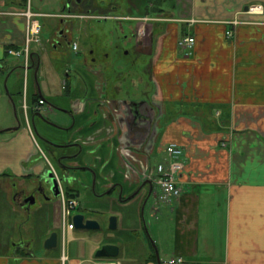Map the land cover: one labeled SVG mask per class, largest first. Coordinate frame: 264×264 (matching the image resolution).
I'll return each instance as SVG.
<instances>
[{
  "label": "crops",
  "instance_id": "obj_1",
  "mask_svg": "<svg viewBox=\"0 0 264 264\" xmlns=\"http://www.w3.org/2000/svg\"><path fill=\"white\" fill-rule=\"evenodd\" d=\"M38 1L0 0V73L12 80L0 114V264L87 263L86 248L68 257L65 243L90 242L87 233L102 226L116 238L88 250L110 243L119 253L97 264H264V0H89L85 10L81 0ZM254 3L263 12H245ZM26 9L40 25L47 17L49 35L75 29L76 38L46 55L41 25L26 45ZM234 18L241 22L232 26ZM95 20L111 24L100 29ZM186 35L191 48L179 45ZM12 46H27V60H8ZM51 63L63 70L60 95ZM40 98L46 104L37 111ZM56 106L62 117L48 121L57 132L41 120ZM168 143L182 149L181 194L165 203L151 197L142 214L149 183L159 190L155 166L166 161ZM61 163L74 178L60 190L79 200L80 187L90 191L95 220L107 225L68 229L74 214L64 217L62 196L54 199L47 185L45 196L26 199L46 167L58 173ZM123 205L126 229L116 212ZM52 232L57 245L46 248Z\"/></svg>",
  "mask_w": 264,
  "mask_h": 264
},
{
  "label": "rangeland",
  "instance_id": "obj_2",
  "mask_svg": "<svg viewBox=\"0 0 264 264\" xmlns=\"http://www.w3.org/2000/svg\"><path fill=\"white\" fill-rule=\"evenodd\" d=\"M53 1V0H52ZM71 1H73V0H71ZM155 1V0H154ZM160 0H156L155 2H156V4L155 5H158V2H159ZM37 3H39V1L38 0H33V4L34 5H37ZM87 5H89V0H81V2H80V6L82 7V9H86L87 8ZM76 6V5H75ZM74 6V7H75ZM80 7V8H81ZM51 9H54V11L55 10H59V5H58V3L57 4H53L52 5V7H48V10H51ZM99 11V10H98ZM100 17H102V16H100ZM47 17H45V18H41V25L43 26V31H42V33H41V42H40V46L41 45H45V46H42V47H44V48H46V51H45V54L47 55L48 54V51H50L49 52V54H52V46H53V42L55 41V39H53L52 38V36L51 35H49V30H50V28H52V27H50L51 26V24L49 23V20L48 19H46ZM103 18V17H102ZM54 23V27L55 28H58V27H60V23L58 22V21H53ZM98 25L99 27H100V29H102L103 27H105V26H109L110 24H111V21H109V20H100V21H98V20H95L94 21V24H91V25ZM69 27H68V30L66 31V33H68L71 29H70V26L72 25L71 23H70V25H69V23L67 24ZM76 35H77V31L75 30V29H73V31H71V32H69L68 33V39L71 41V40H73V39H75L76 38ZM50 40V42H49V40ZM52 40H53V42H52ZM58 48V47H57ZM61 50V49H60ZM65 51H66V57L68 58V57H70L71 56V58H74L75 56V54L73 55V54H71L70 55V53H69V49H65ZM72 51V50H71ZM70 51V52H71ZM9 56H11V55H9ZM14 58H16V57H14V56H12V57H8V60H12V59H14ZM49 62H52V59L50 58L49 60H48ZM21 66H22V64H20L19 65V67L17 68V71L20 73V77H21ZM54 65L51 63V64H49V67H48V70H53V78L52 79H54V81L51 83V85L53 84L54 85V92H56V94H58V95H60L61 93H63V90L61 89V80L63 79V70L61 69V67H59L57 64H56V68H54L53 67ZM6 76H7V74H6ZM6 76H4V75H2L1 73H0V95L3 97L2 98V101L4 100L5 101V99L7 98V97H9L8 95H7V91H8V89H9V87H10V85H11V81H10V83H9V85H8V83H6ZM12 79V78H11ZM22 83H23V77H21V85H22ZM56 85H57V89H56ZM50 87V86H49ZM48 87V88H49ZM50 89L52 90V88L50 87ZM46 90H49V89H46ZM58 90V91H57ZM1 102L0 101V114H2V112H3V110H4V105H5V102ZM56 108V109H55ZM54 108V111H52V112H50V113H47L46 115H44V117H42L41 118V120L44 122V123H46L49 119L50 120H57L58 119V116L59 117H62V114H61V112H60V110L58 109V107L56 106ZM15 119H17V118H15ZM18 120V119H17ZM21 121H22V119H21ZM51 125H53V126H51L50 127V129L51 130H53V131H55V132H57V130H54L55 129V127L54 126H56V124L53 122V121H48ZM3 133H0V138H3ZM35 136H36V139H37V142H38V145L39 146H44V144H43V142H42V140H41V138H40V135H39V133L37 134V133H35ZM45 152L48 154V156H49V158L51 159V162L54 164V165H56V158H54L53 157V155L50 153V152H48L46 149H45ZM89 197L91 198V193H90V191H88L87 189H83L82 187H80V200H81V203H82V207H81V209H79V211H81L84 215H86V217H88V218H98L99 219V216H97V214L96 213H93V211L91 210V205H92V199L91 200H88L89 199ZM109 200V199H108ZM39 201V199H37V202ZM118 203H120V202H118ZM104 205V204H103ZM102 204H101V207L103 206ZM106 205H107V203H106ZM112 208H115V206L114 207H112ZM128 209H129V206H127V205H123V206H121V207H119V208H117L116 209V212H117V214H118V216H119V218H121L122 217V219H121V226H123L122 228H125V227H127L126 225H123L124 224V219H123V217H124V215H126L125 214V212L124 211H126V212H128ZM145 213H146V211H145ZM73 214H76V212H73ZM128 214V213H127ZM65 217V216H64ZM145 219L147 220V217H146V214H145ZM148 222V220L146 221V223ZM27 223L28 224H30V220L29 221H27ZM149 223V222H148ZM142 226V225H141ZM141 226L139 225L138 226V229H139V231L140 230H142V228H141ZM131 227V225L128 227V228H130ZM149 227V228H148ZM126 229V228H125ZM123 231V230H122ZM152 231H151V226L150 225H146V233H147V235H150V233H151ZM115 233L116 232H112L111 234H110V231H109V233H107L108 235L107 236H105L104 237V234L103 233H101V232H99V231H97V232H91V233H87V237L89 238V240H90V242H92V245H93V243L95 242V243H98L97 241H99V240H101V238L104 240H111V239H114V238H116L115 237ZM79 235H81V232H79L78 230H76L75 232H74V236H79ZM151 236H152V233H151ZM68 238V237H67ZM84 241V240H83ZM83 241H81V242H79V241H66V243H65V251H66V254H67V256L68 257H71V256H74V255H77V254H82V249L83 248H86L85 249V253H84V255H82L84 258H86L87 256H89V255H93V253L95 252V250H94V252H93V250H92V248H91V252L88 250V246H89V243L90 242H86L85 244H83L82 245V242ZM101 242V241H100ZM91 255V260L93 259V256ZM66 264H68V261L66 262Z\"/></svg>",
  "mask_w": 264,
  "mask_h": 264
},
{
  "label": "built area",
  "instance_id": "obj_3",
  "mask_svg": "<svg viewBox=\"0 0 264 264\" xmlns=\"http://www.w3.org/2000/svg\"><path fill=\"white\" fill-rule=\"evenodd\" d=\"M247 13H261L263 12V5L260 3H254L247 7ZM28 21L27 32L25 36L26 45L31 41L38 40L37 35L40 32L41 26L37 19L34 18L35 13L30 9H26L23 12ZM232 26H235L237 23L241 22L240 19L234 18L228 21ZM233 33V29H229L227 34L230 35ZM195 39L191 35H186L179 40V45L183 48H191L194 45ZM72 47L76 49V43H73ZM7 53L13 56L25 55L26 60L28 57V48H15L9 47ZM45 104V100L40 98L35 106L36 109H39L40 106ZM166 161L159 163L156 166L158 176L156 177V182L159 185L158 200L160 202H169L172 199L178 197L181 194V188L176 182V175L179 170L182 168V164L179 160L182 149L176 143H169L166 148ZM62 203H63V214L65 217L71 214L72 210L77 207L78 200L75 197H66L62 194ZM68 229H73V223L69 222L67 224ZM181 257L171 259L170 262L182 261Z\"/></svg>",
  "mask_w": 264,
  "mask_h": 264
},
{
  "label": "water",
  "instance_id": "obj_4",
  "mask_svg": "<svg viewBox=\"0 0 264 264\" xmlns=\"http://www.w3.org/2000/svg\"><path fill=\"white\" fill-rule=\"evenodd\" d=\"M71 166H68L67 169L70 170ZM74 177L69 176L68 174H66V172H64L61 175L60 181L61 182H69V180H72ZM43 181V185H47L49 187V190L52 193L53 197H57L58 193H59V186H58V180L57 178L53 175V173L48 170L43 174V178L41 180V182ZM150 187L149 190L147 191L143 203H142V208L141 211L143 213L144 207L147 203L150 202V198H154L156 191L153 190V185L150 182ZM73 223L76 229L79 230H98L100 228V224L97 220L93 219V218H85V215L82 213H76L73 216ZM144 225H145V220H144ZM108 227L110 229H115L117 227V217L115 215H111L109 217V225ZM146 227V226H145ZM151 240V239H150ZM57 241H58V235L57 232H52L45 240L44 242V246L46 248H51L57 245ZM151 243L153 245V247H155V244L153 243V241L151 240ZM156 248V247H155ZM156 252V256L157 259L159 261V257H158V251L157 249H155ZM119 253V247L115 244H110V243H106L103 244L100 248H98L95 252V257L96 258H112V257H116ZM83 264H91L89 262L87 263H83Z\"/></svg>",
  "mask_w": 264,
  "mask_h": 264
},
{
  "label": "flooded vegetation",
  "instance_id": "obj_5",
  "mask_svg": "<svg viewBox=\"0 0 264 264\" xmlns=\"http://www.w3.org/2000/svg\"><path fill=\"white\" fill-rule=\"evenodd\" d=\"M68 30V29H67ZM66 30V31H67ZM134 34V33H133ZM50 35L52 36V38L53 39H55V41L53 42V44H54V46L56 45L57 46V44L59 45V46H62V47H66V45H67V42H68V37H67V34H65L64 32H63V30L62 31H60V30H58V31H56V32H50ZM37 111H40V109H38ZM56 164H58L57 163V160H56ZM52 165H53V163H52ZM62 166H63V164L61 163V165H60V169H62ZM54 167V166H53ZM48 170H50L52 173H53V175L57 178V180H58V186H59V193H58V195H57V197H60V195H61V190H60V188H61V184L62 183H66V182H61L60 181V178H61V175L64 173V172H66V171H64L63 169L62 170H59L60 172H58L57 173V171H55V172H53V170L51 169V166L47 169V167H46V170H44L43 171V174L46 172V171H48ZM43 174H42V176H41V179L43 178ZM42 184H44L43 183V181L42 182H40V184L37 186V188H35V190H34V192H33V194H31L30 195V197L27 195V197H26V199H31V198H34L35 197V195H44V192H43V185ZM48 187V186H47ZM48 189H49V187H48ZM45 196V195H44ZM53 197V196H52ZM57 197H54V199H57ZM48 198V197H47ZM77 198V197H76ZM78 199V198H77ZM78 205H77V207H76V209L73 211V212H76V213H82L81 211H79V209H80V200L78 199ZM143 203V202H142ZM141 213H142V211H141ZM83 214V213H82ZM142 214H144V210H143V213ZM86 216V215H85ZM85 218H88V217H85ZM98 222H99V224L102 226V225H107L106 223H104L103 221H99L98 220ZM146 225H144V228H145V230H146V227H145ZM109 231V229L107 228V226L105 227V226H102L98 231L99 232H101V233H104L105 235L107 234V233H109L108 231ZM100 248V247H99ZM97 250V249H96ZM96 250H95V252H96ZM94 252V251H93ZM95 252L93 253V259L91 260V257L90 258H87L86 260L89 262V263H91V264H97V262H103L105 259L103 258V260H99V258H96L95 257ZM156 254V253H155Z\"/></svg>",
  "mask_w": 264,
  "mask_h": 264
}]
</instances>
